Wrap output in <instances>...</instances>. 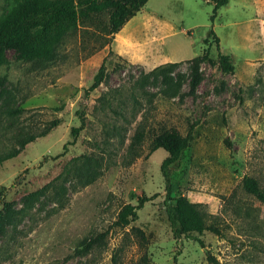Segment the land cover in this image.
I'll return each instance as SVG.
<instances>
[{
    "label": "rangeland",
    "instance_id": "rangeland-1",
    "mask_svg": "<svg viewBox=\"0 0 264 264\" xmlns=\"http://www.w3.org/2000/svg\"><path fill=\"white\" fill-rule=\"evenodd\" d=\"M10 6L0 0V18ZM212 7L210 0H147L112 39L104 9L77 16L47 60L23 61L6 49L0 156L28 131L49 130L0 163V264H209L205 251L216 264H264V204L241 187L248 175L264 190V0H227L211 20ZM210 29L231 57L230 73L218 68L214 44L203 43ZM206 47L191 88V60ZM103 59L105 77L85 96ZM166 62L178 63L149 74ZM76 111L84 124L63 150L79 124ZM168 128L192 136L170 166L171 195L197 203L221 231L197 235L203 248L174 240L165 218L159 164L166 152L152 150L151 140ZM136 130L143 139L131 155ZM156 192L136 219L113 224L123 205ZM101 232L90 250L74 253Z\"/></svg>",
    "mask_w": 264,
    "mask_h": 264
},
{
    "label": "trees",
    "instance_id": "trees-1",
    "mask_svg": "<svg viewBox=\"0 0 264 264\" xmlns=\"http://www.w3.org/2000/svg\"><path fill=\"white\" fill-rule=\"evenodd\" d=\"M11 6L6 13L0 18V66L7 63L5 54L6 49L17 51V57L23 61L47 60L50 58L54 48L60 42L63 35L75 25L77 16H87L89 13L108 10L106 32L109 38L132 17L147 0H9ZM213 4L212 20L217 8L226 4L227 0H210ZM210 39H203V43L209 46L214 44L216 49V64L223 73L233 71L231 57L219 51L218 37L209 30ZM207 48L201 56H196L191 60V70L189 85L191 88L199 81L198 66L199 63L207 58ZM208 62L209 59H207ZM178 62H166L159 64L149 71L152 75H163L173 70ZM105 77L104 59L98 66L92 76L88 88L85 90V96L89 91L96 88ZM59 107H56L58 109ZM79 124L71 126L69 129V141L63 144V150L66 145L72 144L77 137L78 132L83 127V114L77 112ZM57 121H53L54 126ZM49 126V127H51ZM49 128H42L38 132L30 133L20 140V146L15 149H9L0 156V163L4 160L15 156L18 150L27 142L33 141L37 137L43 136ZM19 137V135L17 136ZM192 136L190 130L181 135L176 129L168 128L153 135L151 140V149L161 148L166 155L159 164V172L163 180V198L162 204L165 218L169 226L170 233L174 240L180 238H189L196 242L201 248L204 247L202 240L197 236L203 231H209L217 236H221L219 227L213 222L207 223L204 213L198 208L197 203L189 201L185 196H172V185L170 183V166L179 160L181 152L188 147ZM143 139V131L136 130L129 143L128 151L131 155L136 154V148ZM227 147H230L228 141H225ZM66 169V171H68ZM58 174L51 182L44 184L42 187L31 193V196L42 193L48 187H51L55 180L61 178ZM242 189L252 195L255 199L264 204V190L257 181L248 175H243L241 179ZM2 188L0 189V201H2ZM159 193L151 195L141 194L136 198V204H125L116 214L113 222L115 226L124 227L130 221L137 217L136 211L142 207L143 203L154 199ZM138 234L142 233L135 229ZM105 232L98 233L94 236L83 238L74 248V253L83 254L90 250L95 244L103 239ZM205 258L209 264H216L217 261L205 251Z\"/></svg>",
    "mask_w": 264,
    "mask_h": 264
},
{
    "label": "crops",
    "instance_id": "crops-1",
    "mask_svg": "<svg viewBox=\"0 0 264 264\" xmlns=\"http://www.w3.org/2000/svg\"><path fill=\"white\" fill-rule=\"evenodd\" d=\"M118 33H119V31H118L117 33H115V35L118 34ZM115 39H116V38H115Z\"/></svg>",
    "mask_w": 264,
    "mask_h": 264
}]
</instances>
